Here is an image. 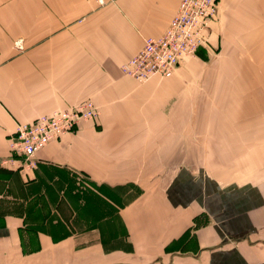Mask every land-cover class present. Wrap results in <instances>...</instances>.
Returning a JSON list of instances; mask_svg holds the SVG:
<instances>
[{"label":"crops","instance_id":"obj_1","mask_svg":"<svg viewBox=\"0 0 264 264\" xmlns=\"http://www.w3.org/2000/svg\"><path fill=\"white\" fill-rule=\"evenodd\" d=\"M179 1L0 0V264H264V0H218L196 56L137 83L120 65ZM216 43L225 55L212 77ZM215 91L235 97L223 144L258 146L238 159L253 162L238 176L256 179L220 185L178 164L196 159L180 153L194 142L180 136L196 128L187 112ZM84 101L97 116L20 171L16 123Z\"/></svg>","mask_w":264,"mask_h":264},{"label":"built area","instance_id":"obj_2","mask_svg":"<svg viewBox=\"0 0 264 264\" xmlns=\"http://www.w3.org/2000/svg\"><path fill=\"white\" fill-rule=\"evenodd\" d=\"M103 5L109 0H91ZM218 0H180L163 33L144 37L140 49L120 65L123 74L137 83L171 75L178 64L193 57L204 43L205 31L216 17ZM97 107L90 101L76 107L39 115L18 122L9 144L12 156L21 160L20 171L33 167L36 152L60 134L74 130L80 122L93 120Z\"/></svg>","mask_w":264,"mask_h":264},{"label":"rangeland","instance_id":"obj_3","mask_svg":"<svg viewBox=\"0 0 264 264\" xmlns=\"http://www.w3.org/2000/svg\"><path fill=\"white\" fill-rule=\"evenodd\" d=\"M196 54L197 52L193 57H195ZM221 54L222 53L220 51L219 44H210L209 47H207L206 56H208L207 58L211 60L208 66L211 68L210 72L212 73V77H219L220 75V60L223 58L225 53L223 55ZM228 64L233 67L232 62L222 63L224 67H227ZM226 71H228V69H226ZM227 74L229 75V81H231L235 77L236 72L232 71L228 72ZM233 81L236 82L235 79H233ZM245 83L246 81H243L241 84V86L244 88H246ZM204 99H206V101H204ZM196 100L197 104H200L201 106L198 107V109H200L202 112H198L197 110L195 113L187 112L185 121L186 125L191 126L193 117L195 115L196 128H180V136H184L183 134L186 132V130H188L190 138L194 140L192 146L180 145L181 156H183L184 153L190 154V152L193 151L195 152L196 159L194 161H179L178 164L184 166V169H190L193 172L191 173L192 176H195L197 173L202 175L203 173L220 185L221 183H223V185L231 182L237 183L239 179L244 181L256 179L250 176H238V173L242 169L251 170L253 163L250 160L242 161L238 159H241L243 156L248 157L251 152L258 151V146L244 145L242 146V150L237 151V146L235 144L225 145L221 139L222 131L224 127H226V123L233 126L234 122L232 121L237 119L235 106H232L231 109L230 106H228V110H226V106H224L226 103L235 104V97H228V100H225L223 95H220L218 91H215L210 97L209 95L197 96ZM220 101H222V103H220ZM203 107H205V109H203ZM261 116H264V114L261 113ZM259 148V152L264 153V145H260ZM169 150L171 152V146H165V151ZM167 168L168 167L166 166L165 162L164 169ZM82 181L84 185H86V178H82Z\"/></svg>","mask_w":264,"mask_h":264}]
</instances>
